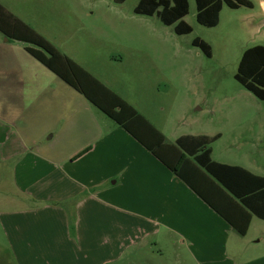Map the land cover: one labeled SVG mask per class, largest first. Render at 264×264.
Masks as SVG:
<instances>
[{"label":"crops","instance_id":"obj_1","mask_svg":"<svg viewBox=\"0 0 264 264\" xmlns=\"http://www.w3.org/2000/svg\"><path fill=\"white\" fill-rule=\"evenodd\" d=\"M80 17L72 11L70 21L56 19L38 33L174 142L181 135L166 137L153 118L155 97H145L157 78L144 52L123 48L126 63L114 70L124 57L94 46ZM211 144L212 160L264 176L213 158ZM254 218L264 221L252 214L238 233L149 149L0 32V244L17 264H264V228L254 245L245 238L260 224Z\"/></svg>","mask_w":264,"mask_h":264},{"label":"rangeland","instance_id":"obj_2","mask_svg":"<svg viewBox=\"0 0 264 264\" xmlns=\"http://www.w3.org/2000/svg\"><path fill=\"white\" fill-rule=\"evenodd\" d=\"M138 1L0 0V4L36 32L48 29L59 18L70 21L72 11L79 13L86 30L96 38L94 46L124 57V62H115L114 70L120 71L126 63L123 48L141 49L147 67L157 78L156 91L146 89L145 97H155L153 118L166 137L172 140L182 134L220 133L211 144L213 158L242 164L264 175V101L234 77L242 51L264 45L261 0H250L251 7L240 4L237 8L223 2L214 26L200 24L195 0H188L183 20L192 30L185 34H176L174 25L163 24L156 15L135 14ZM195 37L210 45V56L192 45ZM4 38L25 45V49L36 47L6 35ZM254 219L260 221V229L252 224L245 237L249 245H254L255 235L264 228V221ZM258 247L263 248L264 241ZM0 264H17L9 247L1 244Z\"/></svg>","mask_w":264,"mask_h":264},{"label":"trees","instance_id":"obj_3","mask_svg":"<svg viewBox=\"0 0 264 264\" xmlns=\"http://www.w3.org/2000/svg\"><path fill=\"white\" fill-rule=\"evenodd\" d=\"M113 1L122 3L125 0ZM223 2L231 8L240 4L252 6L250 0H195L196 20L205 26L216 25ZM133 11L147 16L156 15L163 24L174 25L176 34L192 30L183 20L188 12V0H139ZM0 30L8 38L35 45L27 46L26 50L149 149L238 233H245L252 214L264 218V176L212 160L210 144L218 137L217 134H187L168 142L131 105L1 4ZM191 43L205 55H211L210 45L203 39L195 37ZM234 77L264 101L263 44H255L242 51Z\"/></svg>","mask_w":264,"mask_h":264},{"label":"water","instance_id":"obj_4","mask_svg":"<svg viewBox=\"0 0 264 264\" xmlns=\"http://www.w3.org/2000/svg\"><path fill=\"white\" fill-rule=\"evenodd\" d=\"M261 1H263V2H264V0H261Z\"/></svg>","mask_w":264,"mask_h":264}]
</instances>
